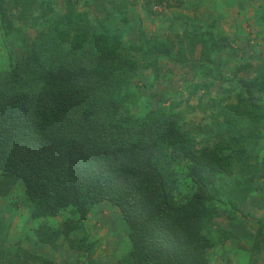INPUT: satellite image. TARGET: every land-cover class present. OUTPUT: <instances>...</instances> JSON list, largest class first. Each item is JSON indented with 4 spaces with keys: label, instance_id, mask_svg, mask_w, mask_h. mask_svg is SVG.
<instances>
[{
    "label": "trees",
    "instance_id": "1",
    "mask_svg": "<svg viewBox=\"0 0 264 264\" xmlns=\"http://www.w3.org/2000/svg\"><path fill=\"white\" fill-rule=\"evenodd\" d=\"M60 1L64 11L53 15L45 0H9V8L0 0V31L23 51L16 62L0 69V196L8 193V179L13 178L22 184L23 204L38 225H47L67 208L73 212L62 228L47 226L43 233L36 227L34 237L24 239L55 248L57 239H66L93 207L106 202L118 210L127 231L121 263L208 264L209 257H216L214 248L228 237L213 225L218 216L211 194H222L221 211L234 220L246 217L241 209L247 195L263 190L256 187L261 174L255 151L263 139L264 107L251 104L249 89L237 91L235 104H221L224 98L219 105L214 99L203 104L199 99L207 95L208 85L191 83L185 86L183 110L175 109L177 102L165 105L159 99L156 108L136 116L130 112L136 95L127 87L138 70L154 69L159 57L219 80L221 71L209 56L230 51L232 41L214 32L213 25L171 12L167 32L177 38L173 42L139 32L137 44L126 43L122 37L132 28L126 19L127 0L110 1L113 8L95 20L76 10L77 0L51 4ZM41 16L49 20L37 23ZM22 26L35 30L31 41L24 40ZM198 90L194 107L210 102L214 111L209 113V136L204 128L186 125V112L194 109L187 101ZM199 135L217 136L218 141L212 147L202 141L196 148ZM181 160L187 162L185 176L193 191L177 203L169 190L174 178L167 171ZM223 177L231 180L221 190ZM257 224L264 227V222ZM6 235L0 233V264H25L16 250L24 239L10 251ZM256 242L252 255L261 251ZM67 243L95 264L92 244L84 236ZM22 253L36 264H56Z\"/></svg>",
    "mask_w": 264,
    "mask_h": 264
},
{
    "label": "crops",
    "instance_id": "2",
    "mask_svg": "<svg viewBox=\"0 0 264 264\" xmlns=\"http://www.w3.org/2000/svg\"><path fill=\"white\" fill-rule=\"evenodd\" d=\"M102 1L98 0L96 7L93 4L96 2L95 0H77L76 5L81 4L83 7V2H85L86 7L90 6L93 9H98L99 6L102 7L104 3ZM133 3L136 2L134 0H127L126 2L125 9L128 14L126 19L132 25V28L122 39L126 43L137 44L138 35H134L137 33L139 23L147 17L140 9H136ZM178 4L179 8L175 10L176 14L184 15L192 22L202 26L213 25L214 32L220 33L232 41L230 51L212 52L209 56L213 64L218 66L221 71L222 78L211 80L200 75H194L193 72L177 66L173 61L159 57L155 61L154 69L138 70L128 84L127 90L136 95L135 105L130 109V112L140 116L142 110L156 108L159 99H165L166 105L177 102L173 95L174 89L177 87L182 88V86L191 83L208 85L207 95L200 99L201 103L208 99H214L216 104L219 105V100L224 98L221 104H235L237 102L235 97L237 91L249 89L253 92L251 104L263 108L264 0H178ZM85 12L88 13L87 10ZM148 29L145 32L148 34L145 35L148 39L171 37L167 32V24H153L151 22ZM128 35L134 36L132 41H130L131 39L126 40L125 37ZM197 58L198 50L196 49L193 59L196 60ZM6 68L0 67V69ZM188 103L192 105L195 102ZM201 111L204 113L214 112L212 108H208V105L200 110L195 107L193 110L188 111V118L185 120L189 128H195V126L200 125L199 123H202L201 117L204 113ZM261 131L263 139L255 151V162L258 164L259 174L262 175L264 174V125ZM11 192L16 195L14 190ZM261 193L263 192L259 190L253 192L244 201L241 210L247 214L246 217L227 220L226 214H220L221 218L213 221L218 228L228 233V237L214 248L216 257L212 256V260L209 259L208 264H213V259L217 262V258L220 256L227 264H264V227L257 224V222H264V195ZM16 199L19 200L16 202ZM20 201L19 196L13 199V202L7 201L6 196L0 197V233L3 231L7 233L5 246L10 251L14 250L12 245L17 240H22L25 236L32 237V230L40 226L36 223L37 221L29 218L27 209L19 204ZM217 222L219 223L217 224ZM7 239L9 242H7ZM32 240L33 238L30 241L24 239L20 243L29 244V250H33L34 255L48 258L56 264H71L67 259L69 254L66 256L61 253L62 247H46L40 242L35 243V246H33ZM255 241H257L256 243L261 251L252 255ZM55 243L59 245V240L57 239ZM106 250L109 253L113 251L109 246ZM116 252H111V255H116ZM120 258H118L119 262L115 264H123Z\"/></svg>",
    "mask_w": 264,
    "mask_h": 264
},
{
    "label": "rangeland",
    "instance_id": "3",
    "mask_svg": "<svg viewBox=\"0 0 264 264\" xmlns=\"http://www.w3.org/2000/svg\"><path fill=\"white\" fill-rule=\"evenodd\" d=\"M52 1L45 0V3L49 4L51 13H53V15L61 14L64 11L62 1H60V3L54 2L56 3L55 4L56 6L54 5V3L53 5L51 4ZM95 1L96 2H94L93 4H95L94 6L96 7L98 0H95ZM110 1H112L113 3L115 1L119 3V0H103L102 2L104 3L102 7L99 6L100 9L99 8L93 9V7H90V6L86 7L85 6L86 3L83 2V7L81 4L76 5V10H79V11L87 10L89 18L92 20V18L94 17V20H95V18L97 17H103L104 13H109V9L113 8L109 6ZM134 1L136 2V3H133L135 8L140 9V11L143 12L145 16L147 17L144 20H142L141 23H139L138 32L135 33L134 36L138 35L139 32H143L145 35H148L145 32L149 30L148 28L151 22L153 24H159V23L167 24V20L171 16V12H175V10L179 8L178 0H163L158 3H156L157 2L156 0H134ZM5 2H6L5 6L9 8V4H8L9 0H5ZM133 10L135 9L133 8ZM135 12L137 11L135 10ZM13 14H14V10H12L10 15H13ZM38 14H40V12ZM127 15L128 14H126V16ZM11 19L14 25L19 24L15 19L13 18ZM47 20L49 19L45 18L44 16H41L37 20V23L41 24V22L47 21ZM120 25L121 23L118 21L117 26H120ZM22 28L24 29V31L22 32L23 37H25L24 40L26 42L31 41V39H33L35 36V30L32 28H29V26H22ZM177 30L179 33H181L182 28L180 29V27H177ZM5 33H6L5 30L3 32L0 31V67L2 68L8 67L10 63L16 62L15 60L18 59L19 57L21 58L23 55V51L18 46L17 42L9 41L8 39L10 38L4 35ZM172 35L170 39L173 42L177 38L173 37ZM134 36L128 35L125 38L126 40L131 39L130 41H132ZM14 40L16 41V39ZM8 55H9V59H8ZM185 86H182V88L177 87L174 89L173 95L175 97V100H177V102L180 104L179 106H177L178 109H182L184 107L183 105V103L185 104L184 100L187 99V93L185 92ZM199 96H201L200 90H198V92L195 95H193L191 98H189L187 101V102L194 101L195 103H193L192 105H190V103L188 104L191 107L196 106ZM164 104L166 105V101ZM207 105L210 106V102H207ZM186 115H187V112H186ZM187 118H188V115L186 116V119ZM208 118H209V113H204L203 116L201 117L202 123H199L200 124L199 126H195L196 129L204 128L205 131L207 132L206 133L207 136H209L210 134L209 132L211 131L209 130L211 128H208V126L211 124V123L208 124L209 122ZM187 124H190V123H187ZM206 135H199L197 137L196 148L200 147L201 145L200 142L202 141L203 143L206 142L208 147H212L215 143H217L218 141L217 136H214V138L205 139ZM226 150H227L226 152H230L228 149ZM186 169H187L186 160H181L179 161V163L171 165L167 171L169 175L174 178V181L169 184V190H170L171 196L173 197V200L177 203L183 202L185 199H187L188 196H190V194L193 191V186L190 184L189 180L185 176ZM230 180H231L230 177H223L222 182H219L220 187H221L219 188L221 190L226 189L227 186L230 185ZM8 186H9L8 193L0 197L6 196L7 201L13 202V199L19 196L21 198V201L19 202V204L23 205L26 208V204L25 205L23 204L24 196H23L22 184L19 181H16L13 178H11V179H8ZM256 187L258 189H263L262 190L263 193L261 194L264 195V174L257 177ZM12 190L15 191L16 195L13 192H11ZM211 196L215 200V201H212V205L216 207L217 209L216 216H218V217H215L214 220L219 219L220 214H224V212L221 211V207H223L224 205V204H221V202H223V196L221 193L217 195L211 194ZM247 196H249V194ZM215 198H217L219 202L221 200V202L218 203ZM18 200L19 199H16V202ZM15 204H18V203H15ZM72 215H73L72 209L67 208L61 213H59L55 218L48 219L46 221L47 225H44L45 223H42L40 220H38V222H41V225L37 227V229L40 231H43V233H44V230L46 231L48 229L47 226H52V228L53 226L54 228H58L56 226H59V229H60L63 227L62 221L64 220V218H70ZM49 222H53V223H49ZM218 223L219 222H217V224ZM213 225L216 226L214 223ZM126 232H127L126 227L120 218L118 210L112 205L106 202H102L98 204L97 206L93 207L89 211V213L87 214V218L85 220L77 222L75 227L71 228V232H69L66 235V239L62 237L59 238L58 239L59 245L56 244V247L58 248L62 247L61 253L63 255L67 256L69 254L67 256V259L71 262V264H88L86 253L79 249L71 248L69 243H67V240L71 242L72 241L76 242L78 238L84 236L85 243L92 244L93 251L90 257L94 261L95 264H115L119 262L118 258L119 257L122 258V256L127 251L128 245L126 241ZM32 236L34 237V234ZM28 246L29 244L24 245L23 243L22 244L19 243L18 244L19 248L17 247L16 249L18 251V256L21 260H24L25 264H36V262H33V259H31L30 257H27L26 255L25 257L23 256L22 252H27L28 254L34 255L33 250H29ZM107 246L111 247L113 251H117L116 255H111V252L113 253V251L109 253L106 250ZM46 247L48 246L46 245ZM209 259L212 260V257H210ZM213 264H227V263L224 262V259L220 260V258H217V262L213 259Z\"/></svg>",
    "mask_w": 264,
    "mask_h": 264
}]
</instances>
